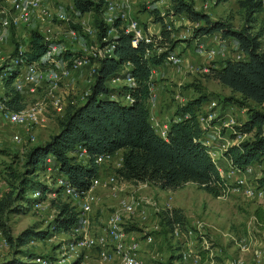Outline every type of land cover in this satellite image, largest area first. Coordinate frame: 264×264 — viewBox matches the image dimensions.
I'll return each mask as SVG.
<instances>
[{
	"label": "trees",
	"instance_id": "trees-1",
	"mask_svg": "<svg viewBox=\"0 0 264 264\" xmlns=\"http://www.w3.org/2000/svg\"><path fill=\"white\" fill-rule=\"evenodd\" d=\"M237 2L244 14L243 24L238 28L226 19L211 18L208 12L195 8L191 0H171L168 13L182 15L191 22L201 21L192 27L187 41L201 40L200 37L218 33L222 37L233 38L244 54L242 58H224L219 65L210 64L207 72L233 92L220 100L222 104L246 109L247 118L234 124L231 133L233 138L244 134L248 135L247 138L229 144L222 151L231 167L243 171L247 166L264 160V47L261 43L264 29H255L263 0ZM105 3L106 0H72L74 10L79 13H101ZM152 14L157 21H162L158 10ZM120 24V18H116L113 22L116 34L102 40L112 25L104 21L99 23L101 44L113 43V46L110 54L91 58L97 66L88 94L82 101L67 103L63 113L57 117L58 130L25 152L22 172L11 173L17 177V185L13 182L0 195V233L10 251L0 264H77L79 261L77 257L60 260L53 254L44 255L28 246L31 241L50 237L56 232L77 233L81 227V212L70 201L52 199L55 213L44 228L29 225L14 234L9 223V215L26 212L35 202H41L48 192H61V185H46L37 178L41 171H45L48 157L64 180L78 192L87 190L92 179L100 174L96 157L111 155L119 149H123L121 164L114 169V174L120 180L149 182L161 189H176L187 181H193L213 196L228 190V179L221 174L212 157L210 146L204 139L205 129L197 119L198 108L209 99L208 93L200 92L177 107L176 114L182 116L170 120L166 136H161L150 120L148 100L152 67L164 62L166 55L174 49L176 42L171 38L174 29L166 28L162 22L158 42L169 45L168 49L156 52L153 50L154 42L140 39L133 44L132 36L120 28ZM151 35L155 36L154 33ZM47 50L48 42L37 29L31 28L28 47L21 52L24 61L40 60ZM17 72V68L10 69L4 98L6 106L13 110L24 107L20 91L10 86ZM117 78L129 80L119 86H109V81ZM235 92L240 95L236 96ZM77 152L87 155L85 162L78 159ZM256 181L264 187V174L256 177ZM35 191L39 193L36 197L28 194ZM255 212L264 219V211L257 209ZM159 218L167 231H173L176 226L185 228L187 224L179 207L162 209ZM37 256H43L46 262L36 260Z\"/></svg>",
	"mask_w": 264,
	"mask_h": 264
},
{
	"label": "rangeland",
	"instance_id": "rangeland-1",
	"mask_svg": "<svg viewBox=\"0 0 264 264\" xmlns=\"http://www.w3.org/2000/svg\"><path fill=\"white\" fill-rule=\"evenodd\" d=\"M191 1L195 8L205 9L211 18L226 19L236 28L243 24V9L239 7L237 0H226L219 3L215 0ZM53 4L56 6L60 5L58 7L62 8L56 14L62 13L65 16H70L69 19H63L59 24L55 23V26L59 28L58 30L75 29L77 31L76 39L73 41L76 43V49L72 51L75 54L73 58L88 57L91 59L94 57V51L101 46L98 26L100 22L104 21L105 10L101 13L91 11L75 13L68 7L65 0H54ZM204 4L207 5L206 8ZM170 5L171 0H127L120 10L113 13V16L116 17L119 15L118 13L124 11L125 18L120 19L122 26L127 24L129 18H136L141 27L147 31L151 30L150 32L159 31L164 18L166 20L172 19V29L174 31L171 38L176 44L171 51L177 52L182 57H189L190 60L197 62V66H203L207 61V57L203 52H200L198 44L200 41L208 40L209 36H204L206 40L203 37H200L201 40H186L191 35L192 27L198 25L201 21L191 22L179 14L166 15ZM154 10H158L159 13L165 12L162 21L155 19V15L152 14ZM51 12L55 11L52 10ZM25 27L30 31L31 27ZM259 27L264 29V0L263 9L257 14V22L255 24V29ZM14 28H9L5 33L0 31V73L11 65L10 60L13 55L28 45L30 32L26 38ZM25 29L23 30L24 32L27 31ZM116 30L115 27L110 34ZM56 36L57 34L54 33L51 41L60 44L63 38H56ZM232 41H227L225 44L224 49L227 51L225 58H232V56L234 58L239 50ZM261 43L264 47V30L261 35ZM163 44L164 48L162 50L168 49L169 44ZM60 46L62 48L63 45ZM223 59V57L219 56L209 61V63L219 65ZM186 71L187 76L180 83L183 90H187L185 98L193 96L195 91L206 92L209 94V99L202 102L198 111L203 115L211 111L217 113V116L209 122L208 131L205 132L204 139L208 142L210 150L213 152V155H211L221 170V174H227L230 166L223 158L222 151L229 144L247 138L248 135L246 134L233 138L231 133L232 126L242 120L246 109L242 107L243 111H241L242 109L239 106L233 104H227L222 107L220 100L233 94L230 88L207 75L205 70H197L198 76L195 75L193 77L188 76L191 73L188 69ZM116 82H119V79L114 81V83ZM86 87L87 85L77 90L78 97L81 96ZM0 95H2L1 92ZM30 98L31 96L24 95L25 105L30 103ZM250 104L253 105V102H250ZM49 117L50 119L47 120L48 124H46L44 133L33 130L35 139L29 140L27 137L22 143L12 140V132L15 130L21 132L23 138H25L27 134L24 128L22 126H10L0 117V193H3L13 182L17 185L18 179L12 176L11 173H20L24 170L25 152L37 142L44 140L54 130L57 115ZM33 129H36V126ZM77 153L78 159L83 161L84 157L82 154ZM113 161L115 165L119 161V155H116ZM108 167H110V171L105 169L104 175L100 174V176L114 173L115 168L112 165ZM252 167L251 180H254L257 175L264 174V160L260 164L253 163ZM59 175L58 167L54 166L49 172L41 171L37 178L44 184L51 186L57 184L56 181ZM228 183L230 184L228 190L218 196H213L200 189L193 181L185 182L177 190H167L165 192H161V188L149 182H127L120 179L109 183L113 184V187H99L116 193L113 196L116 206L110 205L106 207L105 212H114L118 208L120 199L124 196H133L136 200V210L133 213L124 212L120 216L123 220L122 225L125 231L127 229L128 232L131 231L134 234L132 240L138 243L137 247H135L136 249H133L139 257V264H199V258L197 259L196 254H201L204 250H209L208 255L210 256L202 264H233L235 260H239L242 264H264V219H260L255 212L257 209L264 211V195L260 198L248 197L244 194L242 188L236 184L234 178H230ZM175 190L176 193H171ZM28 194L31 195L30 192ZM172 195L177 196V200L182 202L180 206L187 218V227L191 229V233L184 232V235L181 236V229L186 227H177V231H167V227L160 223L159 212L166 207H173L171 203ZM57 198L67 201L71 200L67 193L62 192V190L59 193L48 192L38 206H31L26 212L9 215L12 232L16 234L18 230L29 225L40 228L46 227L55 213L52 199ZM70 202L72 204L76 203L74 200ZM88 220L89 223L85 224V227L81 226L77 229L76 234L56 232L50 237L31 241L28 246L44 255L53 254L55 258L60 260L77 257L79 258L78 263L81 264H116L118 260L116 256L110 260L102 259L98 254L99 247L84 243V229H87L90 234L93 232V235H97L95 228L91 227L90 216ZM147 236H150V239H147ZM1 246L3 247V245ZM108 246L111 249L114 247L112 244H108ZM5 248L4 252L10 251V247L7 246ZM183 253H186L187 258L183 259ZM2 254L3 252L0 253V256Z\"/></svg>",
	"mask_w": 264,
	"mask_h": 264
},
{
	"label": "built area",
	"instance_id": "built-area-1",
	"mask_svg": "<svg viewBox=\"0 0 264 264\" xmlns=\"http://www.w3.org/2000/svg\"><path fill=\"white\" fill-rule=\"evenodd\" d=\"M127 0H106L105 3V14L103 17L104 23L107 25H112L108 31L107 36L103 37L102 40H108L110 37L116 34V31L110 34L111 30L115 27L113 26V22L116 18H125V12L122 11L118 13L116 17L113 16V13L120 10L124 3ZM206 8L207 5L204 4ZM206 11L205 9H203ZM173 13H166V15ZM160 15L163 17L165 12H160ZM70 16H65L62 13L56 14V12H51L49 7L44 3V0H0V26L3 28H11V27H19V26H27L31 28L37 29L43 36V39L48 42V50L40 60L33 62H25L21 52L23 49L16 52L11 58L10 64L13 65L14 68H18L17 74L13 77L10 82V86H13L15 89L20 92L28 87L30 90H34L35 87L39 84L40 81L46 80L49 84L50 88H57L60 86V83L67 78L70 73L77 69L79 66L88 65L90 67L89 73L93 79V72L97 66L95 61H92L88 57H76L73 58L75 54L71 53V56L68 58L63 57V53L67 45H64L62 42L60 44H56L51 41L52 36L54 35V31L52 26L56 21L61 22L63 19H69ZM56 19V21H54ZM164 23L166 28H173V20H166L164 18ZM120 28H123L126 32L132 31V43L136 44L138 40L143 39L146 42H154L153 50L156 52L162 51L164 48L160 45L159 31L150 32L146 29H143L136 18H129L127 20V24L125 26L119 25ZM154 33L155 36L151 34ZM65 34L69 42H73L76 39L77 31L75 29H65ZM189 36V35H187ZM186 37V36H183ZM1 38V35H0ZM226 37H222L220 34L212 37V39H208L204 42H200L198 44V48L200 52H203L208 60L214 59L216 56L226 57L227 51L221 47V44H224ZM60 45H63L62 48ZM113 43H108L105 46L101 44L100 48L95 50L93 55H102V54H110L112 51ZM166 49V48H165ZM163 49V50H165ZM244 57V54L241 50H238L236 53L235 59ZM233 58V56H232ZM165 62L173 64L177 67L180 66L182 58L178 53L170 51L166 57ZM43 63H48L45 68H42ZM11 65L8 68H5L0 73V117L2 120L7 122L10 126H22L27 134L25 138H23L21 132L13 131L12 132V140L15 142L22 143L28 137L29 140L35 139L34 126L38 124L39 112L42 110L43 104L35 103L34 105H24L19 110H13L6 106L4 102L5 98V90L7 88L6 80L10 73V69L13 68ZM209 65L204 66H190L191 69L196 70H205L208 71ZM129 80V79H128ZM91 85V84H90ZM89 88H86L81 96L76 102L84 100L85 96L89 92ZM126 99L130 100L129 95H126ZM52 104L59 108V110H63L64 106L67 105L62 104V100L60 98H52ZM186 115V114H185ZM217 116V113L214 111L208 112L203 115L199 111L197 112V119L200 125L207 129L209 127V122ZM151 120H154L150 117ZM177 119H180L179 117ZM239 123V122H238ZM237 123V124H238ZM170 122L165 121L164 123L158 125V122L155 121L153 126L156 131L161 136H166L167 129L169 127ZM245 135V134H244ZM208 144V142L205 140ZM226 148V147H225ZM224 148V149H225ZM211 154L213 152L210 150ZM109 155H98L95 159L96 163L101 167V165L105 162L106 158ZM213 157V156H212ZM53 165L50 163V157L47 159V167L45 172H49L53 169ZM221 172V170H220ZM253 174V167L251 165L247 166L243 171H238L235 168L230 166V170L227 174H224L228 179L234 178V181L238 186L242 188L244 194L248 197L252 198H260L264 195V187L259 186L256 178L251 180L250 176ZM117 176L113 173L111 175L100 176L97 175L92 179L91 186L82 192L75 191L72 186L64 180L62 175H59L56 183L62 186V192L67 193L70 201L80 200V212L82 218V227H85V224L88 223V217L85 216V212L91 210L92 203L95 199V195L92 193L91 189L93 186H111L113 184H109L113 181H117ZM32 196H38V191L32 192ZM40 202H35L33 206H38ZM136 200L133 196H124L120 199L118 208L110 214L103 228V232L99 235L93 236L90 235L87 229H84V243H88L90 245H97L99 247L98 254L102 259L110 260L113 257H117L116 264H139L140 260L133 249L137 247L138 243L134 240H131L130 243L126 242V231L123 227V220L121 219V214L124 212L133 213L136 210ZM143 211V210H142ZM177 227H175V231H177ZM190 232V230H188ZM191 233V232H190ZM150 239V236L146 237ZM83 242V241H81ZM2 243L7 245L6 240L3 238ZM108 244H112L114 247L111 249ZM136 249V248H135ZM183 259L187 258L186 253H183ZM197 259L200 258L197 254ZM38 261L46 262V259L43 256H37L35 258ZM81 264V263H77ZM233 264H242L239 260H235Z\"/></svg>",
	"mask_w": 264,
	"mask_h": 264
},
{
	"label": "crops",
	"instance_id": "crops-1",
	"mask_svg": "<svg viewBox=\"0 0 264 264\" xmlns=\"http://www.w3.org/2000/svg\"><path fill=\"white\" fill-rule=\"evenodd\" d=\"M64 1V0H62ZM67 2L68 7L75 13H77V11L74 10L73 8V4H72V0H65ZM44 3L49 7V9L52 11H60L62 10L61 7H58L60 5H54V0H44ZM79 13V12H78ZM59 24V21H56ZM26 27L24 26H19L14 28L18 33H20V35L24 36L27 38L28 33L30 32L28 28L27 31H23ZM25 29V30H26ZM52 29L54 31L55 34H57L56 38H63L62 43L64 45H67L66 47H68L67 49H65V52L63 53V57L64 58H69L71 56L72 51H75L76 47L74 42H69L67 39V36L65 34V30H58L59 28L57 26H55V23L52 26ZM7 30H9V28H3L0 26V31L2 33L7 32ZM151 31V30H149ZM156 32V31H155ZM218 33L210 35L208 37V39H212V37L216 36ZM205 38V37H203ZM206 40V38L204 39ZM233 40V41H232ZM227 41H232V43L238 48L237 46V42L233 39V38H226L224 44H221V47L225 48V44L227 43ZM202 42V41H200ZM199 42V43H200ZM28 47V45H27ZM27 47H25L23 50H26ZM70 49V50H68ZM239 49V48H238ZM177 53V52H176ZM181 56V55H180ZM220 56V55H219ZM219 56H216L219 57ZM182 61L180 66H182L180 68L167 63V62H162L161 64L158 65H154L152 67V73H151V79H152V86H151V95L150 98L148 100V108H149V114L150 117H152L154 120H151L152 124H154L155 121L158 122V125L164 123L165 121H169L171 119H177L178 117L180 118L182 116V114H176V110L177 107L183 103H185L188 99L197 96L200 92L195 91L193 96H189V98H185V94H187V90H183V88L180 86V83L182 80H184L186 78V74L187 71L186 69H188V71H190L191 73H189L188 76L193 77V76H198L197 75V70L191 69L190 66H195L197 64V62H194L193 60H190L189 57H182ZM214 58V59H216ZM225 58V57H223ZM213 60V59H212ZM209 61L207 58L206 63L203 64L204 65H210ZM48 65L46 63L42 64V68H45ZM90 67L88 65H82L79 66L77 69L73 70L70 75L65 79V81L63 82L62 85H60L57 88H50L49 84L46 82V80H42L39 82V84L35 87L34 90H30L28 87H25L20 93L23 96L24 99V95L27 96H31L30 103H28L27 105H34L35 103H39V104H43L42 110H40L39 112V119L40 121L38 122V124H36V129H34L36 132L40 133H44V130H46V124H48V121L50 119L49 116H54V115H58L60 116L63 113V110L60 111L59 108H56L53 104H52V98H60L62 100V104H65L66 102H76V100L79 99V97L77 96V90L81 89L82 87H84L85 85H87L86 88H88L90 86V84L93 82V79L89 73ZM206 73L208 71H205ZM119 79V82L114 83L115 80ZM112 79L111 81H109V86H119L122 85L124 83H128V79ZM176 83V84H175ZM85 88V89H86ZM236 96H239L240 94L238 92L234 93ZM24 101V100H23ZM250 102H252L250 100ZM25 105V103H24ZM222 107H225V105L227 104H221ZM224 105V106H223ZM65 107V106H64ZM243 111V108L240 107ZM47 111V113H45ZM247 118V113H245V115L243 116L242 121H244ZM58 130V125H57V121L55 124V128L52 132H50V134L56 132ZM208 130L205 129V132H207ZM204 132V134H205ZM48 134L44 140L39 141L37 143H41L44 142L45 140H47V138L49 137ZM36 143V144H37ZM122 152L123 149H119L118 151H116L115 153L109 155L103 166H101V168L99 169V173L101 175H104V172L108 169L110 171V165H112L114 168L118 167L121 164V157H122ZM80 154H82V156L84 157L83 162L86 161L87 155L84 152H79ZM119 155V161L114 165V161L113 158ZM225 159V161L227 162V164L229 163L228 160L223 157ZM50 163L51 165H53L52 159L50 158ZM229 165V164H228ZM230 166V165H229ZM106 169V170H105ZM99 174V175H100ZM260 175H257V177ZM125 181V180H123ZM129 182V181H127ZM100 185H96L93 186V188L91 189L92 193L96 196V198L94 199V203H92L93 208H91V210L86 211L85 212V216L91 218V227L95 228V231L97 232V235H99L101 232H103V227L105 226V223L107 222V219L109 217V215L111 214L112 211H106L105 212V208L108 206H113L115 207V201L113 200V196L114 192H112L111 190L108 189H101V187H99ZM180 188V187H179ZM178 188H176L177 190ZM172 191L174 189H161V192H165V191ZM176 190L174 192L171 193H176ZM2 193H0L1 195ZM128 196V195H127ZM172 195V205L173 207H179L181 208L180 205H182L181 201L177 200V196ZM112 201H114V203H112ZM77 208H80V200H76L75 201ZM88 219V218H87ZM187 220V218H186ZM89 223V220H88ZM185 229H181L180 235H184V232H189V229L187 227V224L185 226ZM21 230V229H20ZM18 230V232L20 231ZM90 232H92V230H90ZM90 234V233H89ZM93 235V232L91 233ZM90 234V235H91ZM96 236V235H93ZM134 237V234L131 233V231H127L126 233V242L130 243L132 238ZM2 235L0 233V244L3 245V247L0 245V253L3 252V254L0 256V260L9 255V251L8 252H4V249L6 250L5 247H7V245H4L2 243ZM97 246V245H95ZM98 247V246H97ZM207 247V246H206ZM209 250H204V252L202 251L201 254H197L200 258H199V264H202L204 262V260L207 259V257H209Z\"/></svg>",
	"mask_w": 264,
	"mask_h": 264
},
{
	"label": "water",
	"instance_id": "water-1",
	"mask_svg": "<svg viewBox=\"0 0 264 264\" xmlns=\"http://www.w3.org/2000/svg\"><path fill=\"white\" fill-rule=\"evenodd\" d=\"M128 33H129V35H130V36H132V35H133V32H132V31H129Z\"/></svg>",
	"mask_w": 264,
	"mask_h": 264
}]
</instances>
